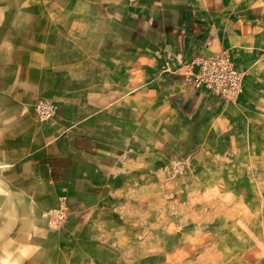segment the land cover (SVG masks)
Masks as SVG:
<instances>
[{
    "label": "crops",
    "instance_id": "0c3cea01",
    "mask_svg": "<svg viewBox=\"0 0 264 264\" xmlns=\"http://www.w3.org/2000/svg\"><path fill=\"white\" fill-rule=\"evenodd\" d=\"M1 2L0 264L57 247L51 213L115 173L155 111L217 103L186 62L227 52L239 104L264 74V0ZM40 100L58 104L51 122L33 117Z\"/></svg>",
    "mask_w": 264,
    "mask_h": 264
},
{
    "label": "rangeland",
    "instance_id": "374dc122",
    "mask_svg": "<svg viewBox=\"0 0 264 264\" xmlns=\"http://www.w3.org/2000/svg\"><path fill=\"white\" fill-rule=\"evenodd\" d=\"M259 83L246 104L214 95L155 111L115 173L65 200L60 223L49 218L58 245L28 264H264Z\"/></svg>",
    "mask_w": 264,
    "mask_h": 264
},
{
    "label": "built area",
    "instance_id": "2783aa9c",
    "mask_svg": "<svg viewBox=\"0 0 264 264\" xmlns=\"http://www.w3.org/2000/svg\"><path fill=\"white\" fill-rule=\"evenodd\" d=\"M182 76L191 82L197 90L234 101L243 92L244 74L227 52L211 56L199 55L181 67ZM59 106L49 100H40L32 107L33 117L40 123H48L57 116ZM62 207L56 208L50 215L51 222L60 223L63 217ZM54 216H56L54 218Z\"/></svg>",
    "mask_w": 264,
    "mask_h": 264
},
{
    "label": "clouds",
    "instance_id": "9594fccd",
    "mask_svg": "<svg viewBox=\"0 0 264 264\" xmlns=\"http://www.w3.org/2000/svg\"><path fill=\"white\" fill-rule=\"evenodd\" d=\"M5 264H8V262H5Z\"/></svg>",
    "mask_w": 264,
    "mask_h": 264
}]
</instances>
